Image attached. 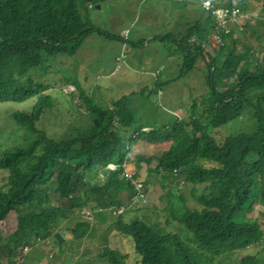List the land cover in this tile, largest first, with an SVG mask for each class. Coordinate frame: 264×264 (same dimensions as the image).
Returning a JSON list of instances; mask_svg holds the SVG:
<instances>
[{
    "label": "trees",
    "instance_id": "1",
    "mask_svg": "<svg viewBox=\"0 0 264 264\" xmlns=\"http://www.w3.org/2000/svg\"><path fill=\"white\" fill-rule=\"evenodd\" d=\"M102 1L0 0V104L30 102L9 118L14 128L34 137L25 147L4 150L0 156V170L7 172L5 188L0 189V223L9 212L17 218L15 231L6 238L0 235V264H14L22 245L33 238H52L53 230L83 209L92 215L110 212L111 231L132 239L139 257L135 264H214L222 255L253 245H261L260 253H247L236 264H264V215L260 223L252 216L256 206L264 210V57H255L248 46L238 51L234 30L222 35V46L214 43L212 50L203 46L212 28L210 19L190 26L179 38L159 37L177 44L173 52L177 49L181 59L178 78L200 60L205 66L206 93L191 100L187 110L183 106L186 119L147 127L137 123L129 106L134 94L102 107L67 78L84 104L86 121L82 127L69 126L60 138L38 129V121L52 108L54 84L34 74L60 73L52 63L59 56L72 58L95 31L79 7ZM245 1L239 6L233 0L213 2L246 11ZM245 113L254 121L252 130L216 141L210 130ZM138 142L166 144L167 150L158 158L136 157L128 178L125 164ZM109 164L116 168L108 170ZM179 178L190 185L197 206L188 208L184 197L169 194L162 208L169 213L163 225L151 223L142 214L145 185L157 181L164 188ZM134 181L141 183L143 198L132 203ZM121 206L123 213L116 214ZM104 215L97 214L99 221ZM90 227L85 218L77 219L72 240L89 237ZM98 257L126 264V256L108 247Z\"/></svg>",
    "mask_w": 264,
    "mask_h": 264
},
{
    "label": "rangeland",
    "instance_id": "2",
    "mask_svg": "<svg viewBox=\"0 0 264 264\" xmlns=\"http://www.w3.org/2000/svg\"><path fill=\"white\" fill-rule=\"evenodd\" d=\"M227 1L221 0L222 3ZM260 1L246 0L244 6L253 10L252 12L250 10L246 11L258 14L261 7ZM232 3L239 6L241 0H233ZM196 4L199 7L200 1H196ZM219 6L222 7L221 5ZM78 10L95 31L88 39L83 41L81 47L72 58L57 57L56 61L52 63V67L54 70L60 71L59 74H43L41 72L34 74L35 77H39L43 82L54 84V88L50 91L53 98L52 108L46 110L42 115L37 123L38 129L49 137L60 138L69 126L82 127L86 121L84 104L81 103L82 101L79 99L74 87L66 83L67 78L68 80L70 78L74 79L77 85L79 84L84 89L85 96L95 105L102 107H107V101L110 102L122 97L129 98L131 94L135 93V97L129 98V106L134 112L137 123L160 127L171 123L173 118L177 120L186 119L188 114L186 110L188 105L192 103L191 100L199 99L200 96L206 93L204 81L205 66L201 60L197 63L196 68L180 76L176 82H169L163 89L169 95L168 100L170 103H165L164 99L150 91L149 83L151 79L147 80V83L131 82V77H137L139 80L137 75L139 71L137 69L141 64L143 65L144 62L159 64L162 61L161 59H164L167 54L173 53L174 41L172 39L162 41L159 37H156L153 41L149 37L144 36V39L141 37L143 32L161 34L167 24L164 18L168 17L169 12L165 11L161 6H154L151 0H104L94 5L87 2L86 7L81 6ZM150 12L155 13L156 21H148L146 16H143ZM250 27H253L256 31L255 35L251 33ZM250 27H245L240 32H234V38H238L239 41L237 49L242 52L248 46L253 55L261 59L264 57V27L259 23H255ZM96 29L98 30L97 32ZM125 31H127V36L126 40L123 41L122 34ZM113 34H116L119 38H114ZM258 35H260V38L257 37ZM120 43L125 46L124 53L126 58L119 65L121 70L110 75L114 67L116 68L114 54L118 53ZM141 43L144 44L141 45ZM222 44L223 41L219 43V46H222ZM210 45L207 50H212L213 46L212 44ZM152 75L153 78L157 77L156 73H152ZM81 76L86 78V82H83ZM96 82L98 86L93 85ZM172 84H175L174 86L180 89L179 95H176L171 90L173 88L171 87ZM249 97L252 101L255 100L252 95H249ZM29 104L30 102L0 104V156L4 150L11 151L15 147H25L34 140L33 135L23 128H14L9 118L10 113L16 110H26ZM167 104L168 106L173 105L172 107L179 104L188 105L186 110L182 107H177L173 110L171 109L170 113L163 111V106H167ZM108 108H110V104ZM162 113L164 116H162ZM253 128V119L250 118L248 113H245L241 118L233 120L226 126L210 131L216 141H220L226 136L237 134L238 132H248ZM166 150V144L157 145L138 142L128 156L129 162L125 164V176L128 178L133 176L134 169L128 164L131 165L136 157L158 158ZM154 164L155 161L151 163V166L153 167ZM115 168L116 166L113 164L107 165L108 170L112 171ZM6 176L7 172L0 170V189L5 188ZM100 178L102 180V177ZM136 183L139 182H131L135 192L134 184ZM159 184L156 181L153 184L145 185V192H143L146 195V204L142 209V214L149 218L148 220L151 223L156 221L163 225L169 213L163 212L162 208L168 204L169 194L174 197H184V204L188 208L197 206L190 198V185L186 182L184 183L181 178L171 184L166 183L164 188H161ZM118 208L116 209V214ZM101 213L105 214L103 222L99 221L97 216V214ZM109 213V211L102 210L92 215L91 212L83 209L69 216L65 220L67 225H74L77 219L83 220L85 218V220L89 221L91 226L90 236L81 240L67 242L68 237L65 235L63 243H58L54 241V239L56 240L54 234L59 236L60 234L55 233V230H53L52 238H33L28 244L22 245L21 248H29L32 245L38 248H30L29 252L20 253V256L17 255L18 259L22 258L20 264H32L33 260L44 264H109L106 260L98 257V254L105 247L114 250L121 257L126 256L123 259L126 264H135L139 257L134 252L132 239L111 231L112 219ZM263 215V208L256 206L252 214L253 218L260 223L263 221ZM16 224L15 213L9 212L0 223V235L3 238L8 237L9 234L15 231ZM71 228L72 230L67 231V233L71 234L72 237L73 227ZM40 247H42L41 251H39ZM260 251L261 245H253L245 250L222 255L216 259L214 264H236L247 253L254 254L260 253ZM13 263L17 264L15 261Z\"/></svg>",
    "mask_w": 264,
    "mask_h": 264
},
{
    "label": "crops",
    "instance_id": "3",
    "mask_svg": "<svg viewBox=\"0 0 264 264\" xmlns=\"http://www.w3.org/2000/svg\"><path fill=\"white\" fill-rule=\"evenodd\" d=\"M154 4V6H161L165 11L169 12L168 17L164 18V21L167 22L165 28H163V30L161 31V34L158 33H151V32H143L141 33V37L144 39V36L149 37L150 40H155L156 37H162L164 35H173L176 38H179L182 35H185L188 28L194 24L197 23H202L204 24L205 20L209 19V17L202 11V9H200V7H198L197 4H195L196 0H188L186 3H178V2H174L172 0H151ZM263 0L260 1V5L262 3ZM247 10H250V12H252L253 10H251L249 7ZM155 13L150 12V13H146L143 16H146L148 21H156L157 18L154 15ZM141 16V15H140ZM93 34V33H92ZM91 34H89L85 39H88L89 36ZM113 37L115 36L116 38H119V36H117L116 34L112 35ZM194 37H191L190 39H193ZM121 40V39H120ZM83 43V42H82ZM210 43V42H209ZM144 43H141V45H143ZM82 45V44H81ZM121 43L119 44V51L118 53L114 54V58L119 54L120 49H121ZM176 43L173 42V48L175 49L176 47ZM211 46V45H210ZM81 47V46H80ZM174 51V50H173ZM178 50L176 49L175 52L171 53L170 55L167 54V56L164 59H161L162 61L159 64H148L147 62H144V64L140 65L138 67V77H131V82H136L139 81L141 83H147L149 79H151L149 85H150V91H153L154 94H157L158 96H160L162 99L165 100V103H170L168 100V94L166 92H164V88L168 85L169 82H176L179 75V64L181 62L180 59V55L179 53H177ZM203 62V61H202ZM115 64V63H114ZM120 65V64H119ZM136 68V67H135ZM196 68V67H195ZM121 70V68L119 67L118 70H116V68L114 67L113 71H111L110 75L119 72ZM152 73H156L157 77L153 78ZM143 74V75H141ZM159 75H161L160 77H158ZM131 76V75H129ZM146 77H150V78H146ZM83 82H86V78L84 76H81ZM161 78V79H160ZM160 79V80H159ZM94 86H98V83H94ZM175 84H172L171 87H173L171 90H173V93H176V95H179L180 93V89L177 86H174ZM135 94V93H133ZM112 101L108 102L107 104H111ZM107 105V107H108ZM171 106H163L164 110L163 111H168L171 113V111L177 107H182L183 105H178L175 107ZM172 109V110H171ZM184 109V108H183ZM162 116H164V114L162 113ZM149 127V126H147ZM149 128H144V131H147ZM128 166H131L132 169H134L133 165L128 164ZM73 224H68L63 221L59 227H57V229L55 230V233H59L61 237V240H57L56 242L58 243H63V238H65V235H67V240L66 241H72V237L71 234L67 233V231L72 230L71 227ZM39 250V249H38ZM42 250V247L39 251ZM16 262L18 264H20L22 262V258L20 257L19 259L16 258ZM32 264H44L43 262L39 263L36 260L32 261Z\"/></svg>",
    "mask_w": 264,
    "mask_h": 264
},
{
    "label": "built area",
    "instance_id": "4",
    "mask_svg": "<svg viewBox=\"0 0 264 264\" xmlns=\"http://www.w3.org/2000/svg\"><path fill=\"white\" fill-rule=\"evenodd\" d=\"M174 2H181L183 0H172ZM200 7L210 16L213 29L211 40L216 44L221 42V36L223 34H228L232 29L234 31H242L247 25L252 26L255 23H259L264 27V3L262 1L261 7L259 9V13H249L248 11H241L238 8H224L217 7L213 5L208 0L200 1ZM127 31L122 34L123 41L126 40ZM194 39H191L190 42H193ZM125 46L121 45V49L119 54L114 58L116 64V70L119 69V64L123 62L126 58V54L124 53ZM110 169V168H109ZM126 174V173H125ZM140 187V188H139ZM134 189L136 190L135 195L131 198V202L134 203L139 197L143 198V194L141 192V184H134ZM144 199H142L143 201ZM124 210V207L121 206L117 210V214H121ZM34 248H38L37 246L32 245ZM29 248H22V253H27Z\"/></svg>",
    "mask_w": 264,
    "mask_h": 264
},
{
    "label": "clouds",
    "instance_id": "5",
    "mask_svg": "<svg viewBox=\"0 0 264 264\" xmlns=\"http://www.w3.org/2000/svg\"><path fill=\"white\" fill-rule=\"evenodd\" d=\"M188 0H183V1H181V2H178V3H186ZM196 1H203V0H196ZM196 1H195V4H196ZM208 1H210L213 5H215V6H217V7H220V6H218V5H216V4H214V2L212 1V0H208ZM200 7V6H199ZM200 9H202L201 7H200ZM202 11L209 17V19H210V22H211V25H212V28H211V30H210V33H209V36H208V43H206V44H204L203 46H205V47H210V44H212V45H214V43L215 42H213L212 40H211V36H212V29H213V23H212V20H211V18H210V16L202 9ZM247 26H250V25H247ZM246 26V27H247ZM232 30H234V29H232ZM230 33V32H229ZM228 33V34H229ZM223 35H226V34H223ZM194 39V38H193ZM191 40V39H190ZM210 42V43H209ZM221 42H222V39H221ZM216 44V43H215ZM219 45V44H218ZM30 248H33V246H30ZM41 248V247H40ZM21 250H22V248H21ZM29 252V251H28ZM22 253V252H21ZM22 254H25V253H22ZM49 257H50V254H49ZM17 258V257H16Z\"/></svg>",
    "mask_w": 264,
    "mask_h": 264
},
{
    "label": "water",
    "instance_id": "6",
    "mask_svg": "<svg viewBox=\"0 0 264 264\" xmlns=\"http://www.w3.org/2000/svg\"><path fill=\"white\" fill-rule=\"evenodd\" d=\"M54 237L57 239V240H61V237H59V235L58 234H54Z\"/></svg>",
    "mask_w": 264,
    "mask_h": 264
},
{
    "label": "bare ground",
    "instance_id": "7",
    "mask_svg": "<svg viewBox=\"0 0 264 264\" xmlns=\"http://www.w3.org/2000/svg\"><path fill=\"white\" fill-rule=\"evenodd\" d=\"M115 61V60H114ZM127 210V209H126Z\"/></svg>",
    "mask_w": 264,
    "mask_h": 264
}]
</instances>
